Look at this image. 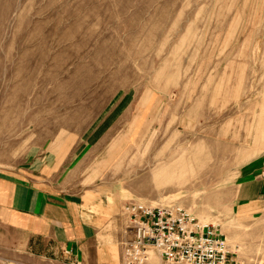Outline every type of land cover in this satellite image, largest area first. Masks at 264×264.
Segmentation results:
<instances>
[{
  "label": "rangeland",
  "instance_id": "374dc122",
  "mask_svg": "<svg viewBox=\"0 0 264 264\" xmlns=\"http://www.w3.org/2000/svg\"><path fill=\"white\" fill-rule=\"evenodd\" d=\"M261 155L264 0H0V177L114 187L128 231L129 203L179 206L264 264L237 198ZM27 242L0 222V264H79Z\"/></svg>",
  "mask_w": 264,
  "mask_h": 264
},
{
  "label": "crops",
  "instance_id": "0c3cea01",
  "mask_svg": "<svg viewBox=\"0 0 264 264\" xmlns=\"http://www.w3.org/2000/svg\"><path fill=\"white\" fill-rule=\"evenodd\" d=\"M240 208L264 206V155L246 168ZM253 211V210H252ZM0 222L30 246L53 245L79 264H117L115 247L128 240V221L114 187L70 195L38 177H0Z\"/></svg>",
  "mask_w": 264,
  "mask_h": 264
},
{
  "label": "built area",
  "instance_id": "2783aa9c",
  "mask_svg": "<svg viewBox=\"0 0 264 264\" xmlns=\"http://www.w3.org/2000/svg\"><path fill=\"white\" fill-rule=\"evenodd\" d=\"M130 240L122 244V264H146L155 250L167 264H234L225 237L179 206L129 203Z\"/></svg>",
  "mask_w": 264,
  "mask_h": 264
}]
</instances>
